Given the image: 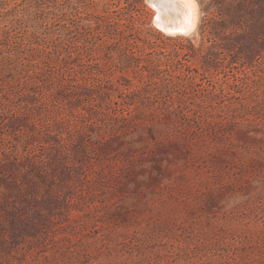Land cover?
I'll return each mask as SVG.
<instances>
[{
  "label": "rangeland",
  "instance_id": "obj_1",
  "mask_svg": "<svg viewBox=\"0 0 264 264\" xmlns=\"http://www.w3.org/2000/svg\"><path fill=\"white\" fill-rule=\"evenodd\" d=\"M150 1L0 0V264H264V0Z\"/></svg>",
  "mask_w": 264,
  "mask_h": 264
},
{
  "label": "bare ground",
  "instance_id": "obj_2",
  "mask_svg": "<svg viewBox=\"0 0 264 264\" xmlns=\"http://www.w3.org/2000/svg\"><path fill=\"white\" fill-rule=\"evenodd\" d=\"M151 1L158 9L157 23L166 32L170 34L188 33L197 26L196 0Z\"/></svg>",
  "mask_w": 264,
  "mask_h": 264
},
{
  "label": "trees",
  "instance_id": "obj_3",
  "mask_svg": "<svg viewBox=\"0 0 264 264\" xmlns=\"http://www.w3.org/2000/svg\"><path fill=\"white\" fill-rule=\"evenodd\" d=\"M149 91L147 90L146 92H136V93H133V97L132 98H136V97H139L141 98V100L143 101V104L144 105H147V106H151V105H154L155 103L157 102H160V94L162 93V91H157L154 96H151V95H148ZM129 96V94H128ZM157 111L155 112H152L151 113V116H158L160 118H164V117H173V118H176V119H192L193 116L190 115L189 113H187L186 111L182 109L180 110H177V109H174V108H171L170 105L166 104V102H163L162 105H159L157 106ZM210 114V113H208ZM211 115V114H210Z\"/></svg>",
  "mask_w": 264,
  "mask_h": 264
}]
</instances>
